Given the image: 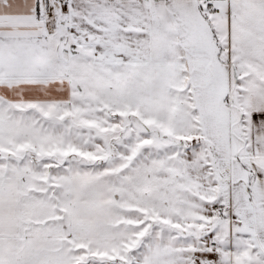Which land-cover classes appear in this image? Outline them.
<instances>
[{"label": "snow or ice", "instance_id": "obj_1", "mask_svg": "<svg viewBox=\"0 0 264 264\" xmlns=\"http://www.w3.org/2000/svg\"><path fill=\"white\" fill-rule=\"evenodd\" d=\"M0 264H264V0H0Z\"/></svg>", "mask_w": 264, "mask_h": 264}]
</instances>
